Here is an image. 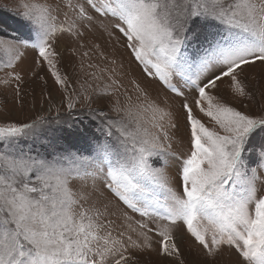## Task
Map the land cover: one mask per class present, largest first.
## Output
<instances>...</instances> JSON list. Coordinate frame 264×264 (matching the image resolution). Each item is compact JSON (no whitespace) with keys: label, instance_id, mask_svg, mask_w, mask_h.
I'll use <instances>...</instances> for the list:
<instances>
[{"label":"snow or ice","instance_id":"obj_1","mask_svg":"<svg viewBox=\"0 0 264 264\" xmlns=\"http://www.w3.org/2000/svg\"><path fill=\"white\" fill-rule=\"evenodd\" d=\"M0 12L29 30L0 27V70H12L0 83L21 81L31 49L63 93L34 118L0 119V264H142L152 252L184 264V233L213 261L264 264V90L245 76L264 67V0H16ZM89 32L125 48L167 98L135 80L129 95L115 47L103 66L82 60L76 87L55 45Z\"/></svg>","mask_w":264,"mask_h":264},{"label":"rangeland","instance_id":"obj_2","mask_svg":"<svg viewBox=\"0 0 264 264\" xmlns=\"http://www.w3.org/2000/svg\"><path fill=\"white\" fill-rule=\"evenodd\" d=\"M16 0H0V5L14 6ZM17 18L7 12H0V27L4 32L9 35L17 37H25L28 35L29 30ZM84 44V48H80L79 45ZM93 45H99V48H94ZM56 50L61 53L58 58L59 63L57 67L61 70L62 75H67L70 81L79 87L77 83V77H80V82H83L84 76L81 72V62L84 61L85 65L88 62L93 64H100L103 66L106 61L100 58V53H104L109 59L112 58L113 48L115 47V57L117 59V73L119 78L122 79L125 88L129 95H134V86L131 81L135 80L141 85L146 87L153 97H157L160 100L167 98V93L159 88L156 83H151L143 77L139 71L138 66L132 60L130 53L123 48L120 44L115 42L109 43L106 34L101 35L98 32H89L82 39H76L67 35L66 33L59 36L56 42ZM75 50V53H74ZM87 50L89 52V58L85 59L81 53ZM24 52L21 61L18 62V66L15 69L21 76V81L12 82L9 86H5L0 83V119H19L27 120L34 118L38 113H46L49 103L59 104L63 93L57 85H55L50 73L47 70V65L42 64L37 67L35 60L37 54L31 49H21ZM122 64V67L119 65ZM12 71L11 69L0 70V80L7 79L6 72ZM92 71V70H89ZM245 76L250 86L264 90V67H252L246 70ZM19 85L20 93L16 95V87ZM221 92L229 102L234 106L243 109L240 101L232 100L229 90L227 88V82L220 85ZM124 91V89H122ZM123 100V97H121ZM252 111H256L258 105L246 101ZM43 105V108L41 107ZM103 107L105 110L110 108L109 100H105L102 105H94ZM77 111H80L78 108ZM173 111L180 112L179 102L174 104ZM196 114L199 118L203 119L205 123L208 122L206 117H202L198 110ZM55 116V109L50 114ZM180 123V132L177 133L174 140L173 151L177 156H180L183 152L187 151V131L184 127L183 116L178 117ZM175 175V173H173ZM178 177L176 179V186L178 187ZM184 239L180 243L182 259L184 264H235L236 257L229 255L227 252L221 258H217L213 261L212 258L207 257L203 250L198 246L195 241L186 233L183 234ZM142 264H178V261H174L170 258H164L158 256L155 252L146 253L141 257Z\"/></svg>","mask_w":264,"mask_h":264},{"label":"trees","instance_id":"obj_3","mask_svg":"<svg viewBox=\"0 0 264 264\" xmlns=\"http://www.w3.org/2000/svg\"><path fill=\"white\" fill-rule=\"evenodd\" d=\"M17 21H19L18 19H16ZM21 23V22H20Z\"/></svg>","mask_w":264,"mask_h":264}]
</instances>
